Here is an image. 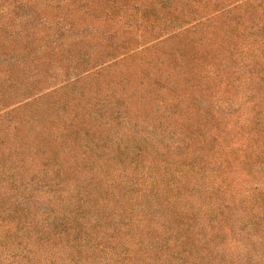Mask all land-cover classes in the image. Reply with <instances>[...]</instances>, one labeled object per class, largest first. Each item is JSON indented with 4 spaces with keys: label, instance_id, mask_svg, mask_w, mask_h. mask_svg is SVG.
Segmentation results:
<instances>
[{
    "label": "rangeland",
    "instance_id": "obj_1",
    "mask_svg": "<svg viewBox=\"0 0 264 264\" xmlns=\"http://www.w3.org/2000/svg\"><path fill=\"white\" fill-rule=\"evenodd\" d=\"M0 264H264V0H0Z\"/></svg>",
    "mask_w": 264,
    "mask_h": 264
},
{
    "label": "trees",
    "instance_id": "obj_2",
    "mask_svg": "<svg viewBox=\"0 0 264 264\" xmlns=\"http://www.w3.org/2000/svg\"><path fill=\"white\" fill-rule=\"evenodd\" d=\"M198 115V114H197ZM185 116H187L186 114H175V121H177V119L179 118V121L180 123H183L186 119H185ZM76 118H80V115H77L75 116ZM58 120V119H57ZM57 120H55L57 122ZM65 120V119H64ZM93 120H97V118H92V121ZM58 123V122H57ZM179 124V123H178ZM53 125V124H52ZM180 125V124H179ZM184 125V124H183ZM63 126V128H60L58 131H57V127L58 126H54V128L56 129V133L57 132H61L63 130H65L64 128H68V127H77L75 124H73V122L69 123L68 125H65L64 123L61 125ZM134 128H129V132H132V133H136V134H130V136L133 138V139H136V140H143V141H147L148 145H150V147H147L145 149H149L150 152H156V153H160L161 154H165L167 156H170L171 157V161L173 162L174 159H175V156L177 155H185L186 153V150H187V146L190 144L191 142V137L188 136L189 139H191L190 141L186 140L183 136H180L179 138H172L174 137V133H171L170 136H168V134L164 135L163 133L161 132H155V136H152V138H149V136L147 135H143L144 132H148L146 130H132ZM151 132V131H149ZM168 136V137H166ZM115 140L118 141L119 140V136L118 137H115ZM121 140V138H120ZM48 143H50V138L47 139ZM156 141V146L154 147L153 146V142ZM71 144L69 142L65 143L64 145H60V144H57L54 145V149H53V153H54V156L56 155H60L61 153L64 154V156L70 158V159H73L72 155L70 153H64V149L66 146L70 147L72 145V141H70ZM46 146L45 145H41L39 146L38 150L37 151H42L40 153L39 156H41L43 158V162H42V165L45 166V168L47 169H58L57 166H54L56 164V161H53V158H50V156H48V154H45L46 153V150H45ZM112 146H109L108 147V154H113L114 157L117 158V156H119V153H118V150L120 149H126V153H132V155H137L140 151H141V148L139 147H134L133 149L131 148H124L120 145H118L116 147V149H111ZM164 149V151H163ZM47 155V156H46ZM148 158H153V159H156L154 156H151V154H149ZM76 162H77V165H80V159H75ZM69 161V160H67ZM96 161H100V160H96ZM70 162V161H69ZM73 167L72 168H76L78 169L79 171H84L86 172L85 170L79 168V167H76L74 165H72ZM53 167V168H52ZM96 172V171H95ZM99 174V173H97ZM106 180V183H107V187L103 186L102 184L98 183V180H97V183H96V186H97V190L98 189H105L107 188V192L108 194L109 193H113L115 192L116 190L114 189V185L112 184V181H111V178H105ZM100 191V190H98ZM106 197L103 196L102 200H107L106 203L108 205H110V203L113 204L114 201H110L111 199L108 200L107 198V194L105 195ZM107 198V199H105ZM110 222L106 224V228H109L110 226Z\"/></svg>",
    "mask_w": 264,
    "mask_h": 264
}]
</instances>
